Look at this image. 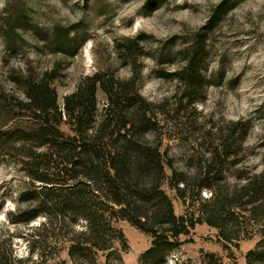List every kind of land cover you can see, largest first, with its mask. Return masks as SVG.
<instances>
[{
  "label": "rangeland",
  "instance_id": "rangeland-1",
  "mask_svg": "<svg viewBox=\"0 0 264 264\" xmlns=\"http://www.w3.org/2000/svg\"><path fill=\"white\" fill-rule=\"evenodd\" d=\"M215 13L218 21L205 30ZM14 24L25 28L12 34ZM64 34L74 41L73 56L52 50V40ZM202 41L203 87L195 102L187 97L180 73ZM51 72L61 110L65 98L96 75L128 90L135 85L151 105L154 130L145 140L160 146L174 169L190 178L221 147H230L231 154L222 184L234 186L240 177L264 172V0H0V134L35 126L24 109L22 85L24 79H40ZM97 100L98 119L106 103L103 91ZM60 128L72 134L66 116ZM33 145L0 135L3 264H87L75 263L68 255L69 239L83 230L82 222L49 226L48 218L40 215L17 223L35 206L23 194L42 187L29 173L45 164L36 159L32 165L34 153L46 150ZM163 189L176 215L192 211L191 200L184 204L168 184ZM211 195L204 190L201 198ZM115 226L129 246L122 253L123 264H139L150 237L127 221ZM181 240L183 245L165 264H201L204 253L217 254L223 264H246L248 251L260 237L225 251L218 231L202 224ZM97 260L120 264L106 253Z\"/></svg>",
  "mask_w": 264,
  "mask_h": 264
},
{
  "label": "trees",
  "instance_id": "trees-1",
  "mask_svg": "<svg viewBox=\"0 0 264 264\" xmlns=\"http://www.w3.org/2000/svg\"><path fill=\"white\" fill-rule=\"evenodd\" d=\"M217 21L215 13L204 29H210ZM24 28L14 24L10 31L17 34ZM73 44L68 34L57 35L51 42L54 52L69 56L76 54ZM205 59L202 41L192 49L180 73L187 97L195 102L203 87ZM53 74L24 79L23 105L35 126L0 134L46 150L36 151L31 159L32 165H36V159L45 162L29 173L42 187L23 194V199L35 206L17 223H29L40 215L48 218L49 226L64 228L69 227V222H82L83 230L69 239L68 255L75 263L87 264H97L100 253H106L109 259L116 257L123 264L122 253L129 246L123 232L115 226L118 221H127L151 239L139 264H165L167 257L183 245L182 237L189 236L197 225L206 224L218 231L225 251L259 236L245 259L246 264H264V172L240 177L234 186L222 184L231 154L230 147H221L211 152L190 178L174 169L160 146L145 140L154 130L151 105L135 85L128 90L96 75L67 96L61 110L51 83ZM100 90L106 103L97 119ZM64 116L72 125V134L60 128ZM165 184L184 204L191 200L194 210L176 215L172 200L163 189ZM204 190L211 192V198H201ZM116 243L119 249L115 248ZM3 262L0 254V264ZM201 264H223V259L215 253H204Z\"/></svg>",
  "mask_w": 264,
  "mask_h": 264
}]
</instances>
